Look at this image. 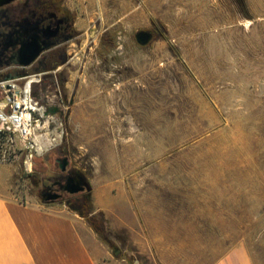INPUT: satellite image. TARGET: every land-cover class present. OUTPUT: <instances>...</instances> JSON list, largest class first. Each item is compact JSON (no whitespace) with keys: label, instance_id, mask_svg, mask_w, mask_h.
I'll return each mask as SVG.
<instances>
[{"label":"rangeland","instance_id":"374dc122","mask_svg":"<svg viewBox=\"0 0 264 264\" xmlns=\"http://www.w3.org/2000/svg\"><path fill=\"white\" fill-rule=\"evenodd\" d=\"M66 3L80 35L58 72L65 100L45 90L31 166L0 162V191L38 205V172L65 146L93 189L49 207L111 256L264 264V0Z\"/></svg>","mask_w":264,"mask_h":264},{"label":"flooded vegetation","instance_id":"af4514ba","mask_svg":"<svg viewBox=\"0 0 264 264\" xmlns=\"http://www.w3.org/2000/svg\"><path fill=\"white\" fill-rule=\"evenodd\" d=\"M75 15L68 7L66 0H10L0 7V75L11 77L24 74V78L39 77L33 83L40 84L32 95L37 104H43L46 99L45 90L54 91L55 98L61 103L62 93L56 89L60 75L59 69L68 63L66 46L78 38L80 33L76 29ZM33 42V44H32ZM34 46L41 49L35 62L28 68H21L19 51L22 47ZM50 113H57L58 108H49ZM73 154L63 146L52 156L46 157L43 169L38 172L36 193L44 185L57 189L51 181L57 175H65L73 169ZM65 165V171L60 169ZM58 193L57 204L74 207L71 203L73 197L86 193L69 195Z\"/></svg>","mask_w":264,"mask_h":264},{"label":"crops","instance_id":"0c3cea01","mask_svg":"<svg viewBox=\"0 0 264 264\" xmlns=\"http://www.w3.org/2000/svg\"><path fill=\"white\" fill-rule=\"evenodd\" d=\"M80 221L0 191V264H127L89 241Z\"/></svg>","mask_w":264,"mask_h":264},{"label":"built area","instance_id":"2783aa9c","mask_svg":"<svg viewBox=\"0 0 264 264\" xmlns=\"http://www.w3.org/2000/svg\"><path fill=\"white\" fill-rule=\"evenodd\" d=\"M32 78L0 82V162H7L20 152L28 154L31 166L32 153L37 149L34 130L40 121L34 118L39 109L31 94V84L36 81Z\"/></svg>","mask_w":264,"mask_h":264},{"label":"water","instance_id":"95a60500","mask_svg":"<svg viewBox=\"0 0 264 264\" xmlns=\"http://www.w3.org/2000/svg\"><path fill=\"white\" fill-rule=\"evenodd\" d=\"M10 0H0V7L9 3ZM136 42L139 45H146L152 38L151 33L146 31H140L135 35ZM33 44V42H32ZM41 52L40 48H36L33 45L22 47L19 51V62L17 65L21 68L30 67L35 60L38 58ZM60 169L62 172L65 171V165H61ZM53 185L57 186L55 192H65L69 195H75L78 193H90L93 189L92 181L84 173V169L80 168L77 165L73 166L72 170H69L65 175H57L51 181ZM52 187L44 185L41 190L38 191L35 195L38 203L42 206H49L59 198L58 193L53 191Z\"/></svg>","mask_w":264,"mask_h":264},{"label":"trees","instance_id":"16d2710c","mask_svg":"<svg viewBox=\"0 0 264 264\" xmlns=\"http://www.w3.org/2000/svg\"><path fill=\"white\" fill-rule=\"evenodd\" d=\"M79 196H81V197H86L87 195H85V194H81V195H79ZM79 196H76V197H79ZM76 197H73L71 200L74 201V199H76ZM82 217L85 218V219L87 218L86 215H82ZM91 228H92L94 231L96 230L93 226H91ZM116 258H119V257L116 256Z\"/></svg>","mask_w":264,"mask_h":264},{"label":"bare ground","instance_id":"6f19581e","mask_svg":"<svg viewBox=\"0 0 264 264\" xmlns=\"http://www.w3.org/2000/svg\"><path fill=\"white\" fill-rule=\"evenodd\" d=\"M39 127V126H38ZM38 151L40 152V150L38 149ZM28 165V164H27Z\"/></svg>","mask_w":264,"mask_h":264}]
</instances>
